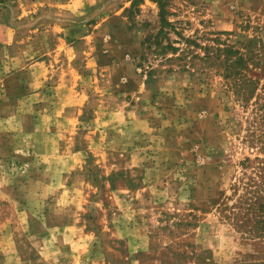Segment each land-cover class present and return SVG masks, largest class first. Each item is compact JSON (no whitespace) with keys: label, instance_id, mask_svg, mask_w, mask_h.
<instances>
[{"label":"rangeland","instance_id":"374dc122","mask_svg":"<svg viewBox=\"0 0 264 264\" xmlns=\"http://www.w3.org/2000/svg\"><path fill=\"white\" fill-rule=\"evenodd\" d=\"M162 1L201 49L152 0H0V264H264V65L241 99L204 59L264 61V0Z\"/></svg>","mask_w":264,"mask_h":264},{"label":"trees","instance_id":"16d2710c","mask_svg":"<svg viewBox=\"0 0 264 264\" xmlns=\"http://www.w3.org/2000/svg\"><path fill=\"white\" fill-rule=\"evenodd\" d=\"M152 1H155L158 4L160 10L159 31L150 43L154 45L157 52H160V54L162 55H166L168 52L173 55L190 53L189 48L183 50L179 47L174 46L175 43L179 42L172 41L170 39V32H172L180 41H183L186 45L201 49V46L196 41L188 37H184V35L177 30L178 28L165 18V2H163L162 0ZM213 42L220 43L219 38L213 39ZM237 43L240 44L243 51L238 48L233 49V47H228V45L220 43L224 45V47L217 46L212 48H204V50L206 51L204 59L209 61L213 59L215 62L218 61V63L216 64L223 67V76L231 79L232 83L229 86H232V88L234 89V93L238 95V97L244 99L246 97L245 95H247L248 93L250 94V91H248V86L255 82L245 78V73L250 69V65L252 67H263L264 61H262V58H257L258 54L254 50L253 40H247L244 43L238 41ZM210 49L213 50V53L211 55ZM182 57L184 56L182 55ZM195 58L201 59L197 55H195ZM168 71H170V69ZM150 73L151 71L148 72V76ZM257 224L259 225V230L262 232L264 230V220L258 221Z\"/></svg>","mask_w":264,"mask_h":264},{"label":"crops","instance_id":"0c3cea01","mask_svg":"<svg viewBox=\"0 0 264 264\" xmlns=\"http://www.w3.org/2000/svg\"><path fill=\"white\" fill-rule=\"evenodd\" d=\"M42 2H34L33 9L39 5L41 6ZM4 10H0V60L3 65H9L12 60H10V47L14 45V43H23L24 40H20L16 36V34L12 30V25H10L7 17H4ZM44 36V35H43ZM32 40H35V36H31ZM28 40V39H27ZM26 40V41H27ZM23 53V50L21 51ZM22 55V54H21ZM18 57L13 56L11 59H17ZM22 69V68H21Z\"/></svg>","mask_w":264,"mask_h":264}]
</instances>
